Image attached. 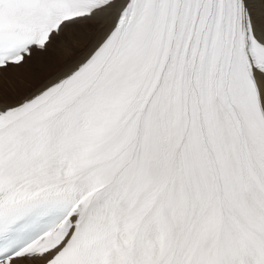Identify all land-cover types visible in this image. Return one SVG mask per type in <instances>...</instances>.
Segmentation results:
<instances>
[{"label":"snow or ice","instance_id":"snow-or-ice-1","mask_svg":"<svg viewBox=\"0 0 264 264\" xmlns=\"http://www.w3.org/2000/svg\"><path fill=\"white\" fill-rule=\"evenodd\" d=\"M0 264H264V0H0Z\"/></svg>","mask_w":264,"mask_h":264}]
</instances>
